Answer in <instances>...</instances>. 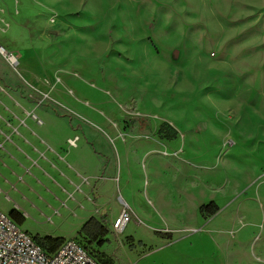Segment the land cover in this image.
Segmentation results:
<instances>
[{
  "label": "rangeland",
  "instance_id": "1",
  "mask_svg": "<svg viewBox=\"0 0 264 264\" xmlns=\"http://www.w3.org/2000/svg\"><path fill=\"white\" fill-rule=\"evenodd\" d=\"M1 47L0 83L83 149L75 204L108 215L104 261L264 264V0H0ZM9 188L33 235L73 230L60 195Z\"/></svg>",
  "mask_w": 264,
  "mask_h": 264
},
{
  "label": "crops",
  "instance_id": "2",
  "mask_svg": "<svg viewBox=\"0 0 264 264\" xmlns=\"http://www.w3.org/2000/svg\"><path fill=\"white\" fill-rule=\"evenodd\" d=\"M39 113L36 107L21 99L19 93L0 83V178L5 185H10L8 192L15 189L24 201L29 200L33 192L39 194L41 188L60 195H56L54 205L49 204L54 211L51 218L57 215V219L73 224V230L68 234L58 229L34 234L73 238L88 219L97 217L85 203L75 204V195L82 194L81 188L76 190L81 183L79 176L86 171L78 163L84 152L79 144L70 146L69 137L61 140L45 137L44 130L54 122L43 121ZM21 207L15 202L9 212L20 211ZM197 213L200 214L199 209Z\"/></svg>",
  "mask_w": 264,
  "mask_h": 264
},
{
  "label": "built area",
  "instance_id": "3",
  "mask_svg": "<svg viewBox=\"0 0 264 264\" xmlns=\"http://www.w3.org/2000/svg\"><path fill=\"white\" fill-rule=\"evenodd\" d=\"M3 54L9 55L4 47ZM12 62L17 59L11 54ZM40 121V120H39ZM78 139H70V146H77ZM125 204V203H124ZM127 204L112 226L116 232L126 229L132 221ZM0 264H102L75 237L66 238L60 247L50 253L35 236L17 222L10 213L0 209ZM139 264V263H133Z\"/></svg>",
  "mask_w": 264,
  "mask_h": 264
},
{
  "label": "trees",
  "instance_id": "4",
  "mask_svg": "<svg viewBox=\"0 0 264 264\" xmlns=\"http://www.w3.org/2000/svg\"><path fill=\"white\" fill-rule=\"evenodd\" d=\"M170 131L167 132L164 137L168 139L176 138L178 135L177 129L168 125ZM219 210V206L215 202H211L209 204H204L201 206V213H208L210 215L215 214ZM10 215L21 225H23L26 221V218L22 214V212L17 209H13L10 212ZM108 222V215L104 214L100 218L91 217L88 219L85 224L82 226L80 233L85 234L89 239V243L84 240V238L80 237L79 234L75 237L83 246H85L93 256H95L102 264H108L104 261L99 254L96 252V247L92 246L90 243H98V245L102 246L105 241L106 236L108 235V227L106 223ZM38 242L50 253L56 251L60 245L64 242L66 238L62 237H53L50 235L40 236L34 235Z\"/></svg>",
  "mask_w": 264,
  "mask_h": 264
}]
</instances>
